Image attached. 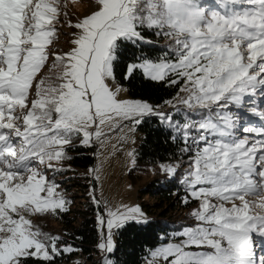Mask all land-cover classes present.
I'll use <instances>...</instances> for the list:
<instances>
[{"label":"snow or ice","instance_id":"6c2138e0","mask_svg":"<svg viewBox=\"0 0 264 264\" xmlns=\"http://www.w3.org/2000/svg\"><path fill=\"white\" fill-rule=\"evenodd\" d=\"M66 7L0 0V264H55L76 251L34 220L69 210L55 174L70 170V146L103 143L105 127L134 131L150 115L180 134L183 203L198 207L178 242L151 250L146 264H264V0H94L75 24ZM61 17L78 30L68 52L54 48ZM150 35L170 44L127 74L178 86L165 102L175 118L108 83L121 49ZM177 167L161 165L170 176ZM105 209L100 250L113 251V229L148 223L139 206Z\"/></svg>","mask_w":264,"mask_h":264},{"label":"trees","instance_id":"16d2710c","mask_svg":"<svg viewBox=\"0 0 264 264\" xmlns=\"http://www.w3.org/2000/svg\"><path fill=\"white\" fill-rule=\"evenodd\" d=\"M148 39L152 41L151 44L129 45L121 49L119 60L114 65L115 80L126 87L130 97L142 99L154 107L167 106L165 102L172 100L178 86L170 87L162 82H154L140 70H135L130 76L127 74L131 63L137 62L142 56L155 59L170 44V40L162 36L150 35ZM180 108L182 110L183 106ZM164 112L172 114L174 118L177 115L171 107H167ZM137 129L142 138L136 152L137 166L130 173L132 176L138 169L152 164H188L184 162L188 154L181 151L183 145L180 134L162 123L158 116L144 117ZM94 152L95 147L82 145L79 139L74 140L68 151L71 159L64 162V167L70 170L55 174L56 181L63 185L60 191L70 202L69 210L51 215L48 220L38 224L43 231L60 236L62 241L76 249L74 252H80L92 260V264H103L94 259L102 236L98 223L102 208L92 194L97 184L95 180L91 181L89 175L79 174L81 169L94 168ZM184 172L177 170L172 178L155 179L140 191L142 208L152 215V219L147 224L127 223L114 232L115 247L107 255L112 264H144L151 250L170 242L185 226L195 223L190 213L197 203H183L186 189L180 181ZM145 196H151L153 201H145ZM66 256L64 253L58 257L55 264H63Z\"/></svg>","mask_w":264,"mask_h":264},{"label":"rangeland","instance_id":"374dc122","mask_svg":"<svg viewBox=\"0 0 264 264\" xmlns=\"http://www.w3.org/2000/svg\"><path fill=\"white\" fill-rule=\"evenodd\" d=\"M65 2L67 5L66 11L69 13V18H71L73 24L77 22V19H82L84 15L89 14L93 10L94 0H74V2L73 0H65ZM61 19L63 23L60 26L59 38L54 42V48L58 51L68 52L74 46L72 41L75 39V35L78 33V30L68 26V18L61 17ZM108 83L113 91H115L117 88L121 89L118 98L144 101L142 99L130 97L126 87L119 84L115 79L109 80ZM167 107H169L168 104L167 106H158L157 111L164 112ZM132 127L133 125L129 123L127 127L114 132H109L108 128L105 127V132L108 134L104 138L103 143L95 141L93 138V143L91 145H86L89 147H95L94 157L96 159V163L94 168L81 169L79 170V174L89 175L91 177V181H96L97 186L95 189H92V194L95 197L96 201H99V205L102 208V214L106 216L105 205L113 209L121 206H139L149 221L152 219V215L147 214L143 210L141 205L142 199L139 196L140 191L148 183L152 182L155 179L164 177L172 178L173 176L166 174L161 169V165L169 164L148 165L143 167L142 169H138L135 175L132 176L130 174L132 169L136 168L137 166L136 152L142 138V135L138 131L137 126H135L134 131H129V129ZM129 153H133L134 155L130 156ZM133 160L135 161V163H133ZM184 162H188V159ZM173 165L178 166L177 170H184L186 172L188 164L176 162ZM49 175L51 176V172L49 173ZM61 179L62 178H59V180ZM61 187H63L62 184H60V189ZM143 199L148 202L153 201L151 196H145ZM196 207H198V204L194 205L193 209H195ZM50 216L51 215L36 217L34 218V220L36 223L44 222L48 220ZM116 230L118 229H113L114 244V232ZM101 234L102 236L99 244L104 242V237L107 234V230H101ZM170 242H178L177 236ZM256 250L258 255H264V248H262L260 243L256 244ZM108 253L109 252L100 250L98 248V252L94 254V259L105 264L106 261H111V259H109L107 256ZM66 254L67 256L64 258L63 264L93 263L92 260L82 255L80 252H72ZM146 261L144 262V264H146Z\"/></svg>","mask_w":264,"mask_h":264}]
</instances>
